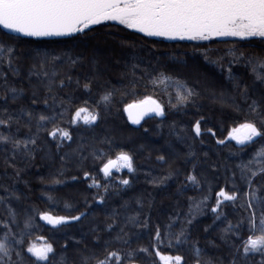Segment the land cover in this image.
<instances>
[{
	"label": "trees",
	"instance_id": "16d2710c",
	"mask_svg": "<svg viewBox=\"0 0 264 264\" xmlns=\"http://www.w3.org/2000/svg\"><path fill=\"white\" fill-rule=\"evenodd\" d=\"M0 45L14 49L0 59V119L12 117L0 133L21 141L36 138L27 151L0 144V238L5 232L10 239L23 237L22 245L12 244V264H20L21 258L22 264H33L27 247L42 243L38 237L54 248L49 261L38 264H60L61 257L63 264H96L109 252L118 253L121 264H161L157 252L180 256L181 264H262L264 255L245 256L243 249L249 236L262 234L264 158L256 153L264 148V136L239 145L228 134L246 122L264 131V84L255 81L248 64L264 58V40L149 37L106 21L82 33L44 38L0 27ZM37 53L49 58L43 68ZM134 63L139 67L132 75ZM229 68L239 89L228 78ZM161 72L186 82L197 95L178 104L174 86L152 83ZM108 92L112 101L105 105L101 97ZM147 97L161 104L164 116L132 124L124 108ZM253 100L255 113L249 109ZM81 107L99 113L97 122L71 124ZM40 115L56 119L43 122L37 131ZM54 127L69 131L72 139L58 148V139L48 135ZM122 151L132 157L134 171L113 170L105 178L103 164ZM242 164L247 165L243 173ZM124 179L128 185L121 183ZM93 180L100 187L90 186ZM221 189L237 199L223 201L217 216L212 209ZM41 212L84 215L53 228L40 220ZM29 218L31 227L25 228ZM229 225L231 231H226Z\"/></svg>",
	"mask_w": 264,
	"mask_h": 264
},
{
	"label": "snow or ice",
	"instance_id": "6c2138e0",
	"mask_svg": "<svg viewBox=\"0 0 264 264\" xmlns=\"http://www.w3.org/2000/svg\"><path fill=\"white\" fill-rule=\"evenodd\" d=\"M106 21H115L126 28L134 29L137 32L143 33L149 37H164L167 39H188V40H208L213 37H233L241 41H248L252 38L264 40V0H0V27L8 30L10 33H19L26 37L44 38V37H61L69 36L75 33H82L85 29L92 25H99ZM14 54V49L11 47L5 48L0 45V59ZM230 55L234 52L230 50ZM40 66L44 67L45 63L49 62L46 55H41ZM207 58V55H206ZM59 57H51V61H55ZM237 61L239 58H236ZM75 63V61H72ZM11 59L8 60L11 67ZM248 64L251 66L252 74L255 81L264 84V58L249 59ZM138 64L132 65V75H135V69ZM56 72L52 76H56ZM48 76L47 72L43 73ZM228 78L233 81V86L237 89L240 84L236 82V78L231 74V68L228 69ZM70 79V78H69ZM52 83L49 81L48 92H52ZM79 83V81H77ZM154 85L171 84L176 89V99L178 104H184L191 100L197 93L187 85L171 75H166L161 72L152 80ZM63 81L60 82V87H63ZM87 90L89 85L84 84ZM15 100L16 89L12 88ZM35 95V93L33 94ZM245 100L247 99V87L245 86L242 92ZM55 103L56 97H51ZM102 102L108 105L112 101V93L108 92L101 97ZM36 101L34 100L33 103ZM47 103V98L45 99ZM62 103V101H61ZM251 112H257V102L252 101L249 105ZM124 111L128 113V117L133 124H139L144 116L149 113H155L156 116H164V109L157 101L151 97L145 98L143 101L128 104ZM29 119L32 118V113H26ZM83 114V115H82ZM63 115V113H61ZM99 113L90 112L87 108L81 107L75 111L70 121L75 125L78 121L83 120L86 125H92L97 122ZM8 120L0 119V126H6ZM55 116L40 115L37 123V131L43 128V122L55 120ZM194 131L197 136L201 134L200 122L197 121L194 126ZM48 135L57 140V147L61 146L64 140H71V134L65 129L54 127L48 132ZM264 136V131L256 126L253 122L241 124L238 128H233L228 138L235 140L237 144L244 145L254 142V138ZM12 143L15 150L24 148L28 150V145L35 146L36 138L32 137L28 140H14L11 136L0 133V144ZM223 144L224 141H218ZM256 156L264 158V148L256 153ZM159 159L163 160V157ZM251 163V162H250ZM242 173L247 168V165H241ZM127 169L129 172L134 171L132 157L126 152H120L115 159L109 158L100 171L105 178L112 175L113 170L121 171ZM264 171V169H261ZM85 173V178L88 177ZM256 173H253L255 176ZM190 181L195 182L194 176H189ZM123 185H128L129 181L124 179L121 181ZM100 187L93 180V185ZM251 187V181H249ZM255 197V193H252ZM222 198V199H221ZM237 195L229 194L224 189L217 193V207L212 211L219 216L218 208L223 201H235ZM100 203H103L101 199ZM13 218L15 216L12 213ZM54 216L50 212L39 213V218L51 225L53 228L69 223V221H79L81 216ZM130 222H135L134 217H130ZM253 229L255 224L253 223ZM7 227V225H5ZM31 227V218L25 221V228ZM171 227V225H169ZM231 225L226 231H231ZM111 229V225L109 226ZM261 235L253 237L249 236L244 244V255L247 256L250 252H260L264 255V216L260 219ZM157 239L160 238L159 229L157 230ZM180 235H183L181 231ZM42 241L40 244L32 243L27 247V252L35 258L33 264L38 262H48L50 254L54 253V248L51 243H48L43 237H38ZM179 241V236L177 237ZM23 244V237L16 240L15 237L9 238L8 232H5L3 238H0V264H12V244ZM146 251V249H141ZM17 257H21L19 251L16 252ZM132 253H129L131 256ZM161 264H181L180 256H166L157 252ZM116 264H121V257L116 252H109L104 259L96 261V264H111L112 260ZM22 264V258L21 262ZM60 264H63L61 257ZM235 264V262H233ZM264 264V261H262Z\"/></svg>",
	"mask_w": 264,
	"mask_h": 264
},
{
	"label": "rangeland",
	"instance_id": "374dc122",
	"mask_svg": "<svg viewBox=\"0 0 264 264\" xmlns=\"http://www.w3.org/2000/svg\"><path fill=\"white\" fill-rule=\"evenodd\" d=\"M115 22V21H114ZM134 30V29H133ZM164 38V37H163ZM214 38H233V37H213L211 39H208V40H189V41H195V42H204V41H209V40H212ZM184 40H188V39H184ZM238 128V127H237ZM235 141V140H234ZM222 199V198H221ZM164 255V254H163ZM166 256H170V255H166ZM171 257H175V256H171Z\"/></svg>",
	"mask_w": 264,
	"mask_h": 264
},
{
	"label": "water",
	"instance_id": "95a60500",
	"mask_svg": "<svg viewBox=\"0 0 264 264\" xmlns=\"http://www.w3.org/2000/svg\"><path fill=\"white\" fill-rule=\"evenodd\" d=\"M16 34H19V33H16ZM20 35H22V34H20ZM153 100H155V99H153ZM143 101V100H142ZM155 101H157V100H155ZM158 102V101H157ZM159 103V102H158ZM126 113V115H127V117H128V113L127 112H125ZM155 115V113H149L148 115H146V116H144V118L142 119V120H144V119H146V118H148V117H151V116H154ZM128 120L131 122V120L129 119V117H128ZM142 120L140 121V122H142ZM132 123V122H131ZM133 124V123H132ZM134 125H138V124H134Z\"/></svg>",
	"mask_w": 264,
	"mask_h": 264
}]
</instances>
